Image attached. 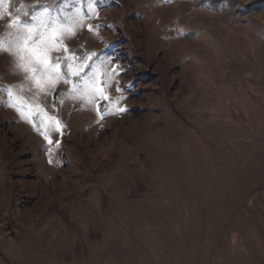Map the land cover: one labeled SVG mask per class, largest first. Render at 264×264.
I'll return each instance as SVG.
<instances>
[{"label":"rangeland","instance_id":"rangeland-1","mask_svg":"<svg viewBox=\"0 0 264 264\" xmlns=\"http://www.w3.org/2000/svg\"><path fill=\"white\" fill-rule=\"evenodd\" d=\"M41 5L60 77L0 52V264H264V0H8L0 39Z\"/></svg>","mask_w":264,"mask_h":264},{"label":"snow or ice","instance_id":"snow-or-ice-1","mask_svg":"<svg viewBox=\"0 0 264 264\" xmlns=\"http://www.w3.org/2000/svg\"><path fill=\"white\" fill-rule=\"evenodd\" d=\"M94 0H89V7L91 8ZM7 3L8 0H0V5H4V11L7 12ZM40 13L33 14L31 16V21L21 20L20 16H15L14 19H10L8 22V28H15L16 31L14 34L10 33L12 36L9 40L0 39V52H10L20 60L19 67L24 71V73L31 72L32 79L36 80V73L43 71H55L59 68L60 60L56 58L52 61L51 65L48 63V40L46 36L51 33L53 36L57 31L60 30L61 25L55 19H51L48 17L49 8L47 6L41 5ZM21 9H17V12H20ZM11 16V13H8ZM24 16H28L27 12H24ZM91 30V26H90ZM87 57H84L81 60V63L76 65V71H72V65L68 64L67 67L72 75L80 77L83 81V88L81 91L89 93L93 96L99 94L103 96L104 87L97 86V75L96 71L89 72L84 71L86 67ZM89 69L91 66L88 65ZM81 72H83V76H81ZM55 75L57 78L60 77V73L55 71ZM67 79H65V83H67ZM39 84V81H37ZM11 95V93H9ZM30 114V113H29ZM50 121L55 122V128L53 130H59V122L55 117H48ZM103 119V117H101ZM41 126L50 127V125L45 124L44 119L40 121ZM45 139H48L47 132L43 133ZM52 143L51 140L48 141Z\"/></svg>","mask_w":264,"mask_h":264}]
</instances>
